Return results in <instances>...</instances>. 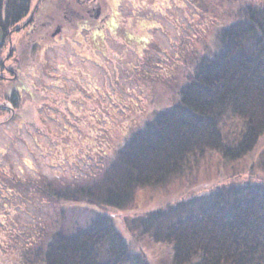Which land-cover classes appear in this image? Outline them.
Returning <instances> with one entry per match:
<instances>
[{
    "label": "rangeland",
    "instance_id": "1",
    "mask_svg": "<svg viewBox=\"0 0 264 264\" xmlns=\"http://www.w3.org/2000/svg\"><path fill=\"white\" fill-rule=\"evenodd\" d=\"M102 1L121 13L120 29L105 30V43L89 33L84 45L65 35L27 38L20 48L22 83L53 90L55 101L40 109L24 102L17 116L0 107V264H44L49 235L86 227L99 213L113 217L131 251L149 264H174L173 247L132 228L135 218L227 184L264 182L263 135L244 158L225 161L218 151L190 157L167 183L137 190L127 208L42 196L35 185L43 180L72 185L99 175L134 131L179 101L200 60L221 51V32L248 8L264 7V0H127L118 7ZM11 88L0 87V105ZM221 125L236 146L243 121L226 115Z\"/></svg>",
    "mask_w": 264,
    "mask_h": 264
},
{
    "label": "trees",
    "instance_id": "2",
    "mask_svg": "<svg viewBox=\"0 0 264 264\" xmlns=\"http://www.w3.org/2000/svg\"><path fill=\"white\" fill-rule=\"evenodd\" d=\"M28 8L26 0H0V22L20 21ZM220 39L221 51L200 60L179 101L134 131L99 175L72 185L43 180L35 185L42 196L63 205L127 208L137 190L167 183L190 157L218 151L232 161L253 151L264 135V7L248 8ZM96 40L105 43V33ZM33 85L29 80L13 86L3 112L17 116L24 102L40 109L55 101L53 90ZM22 90L30 92L32 102L23 100ZM226 115L245 124L236 146L222 131ZM131 226L170 244L174 264H264V182L227 184L168 203ZM44 252V264H149L131 251L113 217L101 213L86 227L57 229Z\"/></svg>",
    "mask_w": 264,
    "mask_h": 264
},
{
    "label": "flooded vegetation",
    "instance_id": "3",
    "mask_svg": "<svg viewBox=\"0 0 264 264\" xmlns=\"http://www.w3.org/2000/svg\"><path fill=\"white\" fill-rule=\"evenodd\" d=\"M111 1L115 7H118L127 0ZM27 2L29 8L22 20L9 25L6 21L0 22L3 37L0 49V87L9 84L16 86L19 82L20 85H25L22 83L26 72L25 58L21 57L20 48L27 38L37 41L50 37L55 40L67 35L71 37L72 44L77 43L74 38H80V44L84 45L88 43L89 33L95 38L101 36L107 29L110 32L120 29L121 13L117 9L114 10L112 5L111 10H106L102 0H29ZM46 3L48 5L42 7ZM2 106L7 107L0 105Z\"/></svg>",
    "mask_w": 264,
    "mask_h": 264
},
{
    "label": "water",
    "instance_id": "4",
    "mask_svg": "<svg viewBox=\"0 0 264 264\" xmlns=\"http://www.w3.org/2000/svg\"><path fill=\"white\" fill-rule=\"evenodd\" d=\"M22 1H24V0H22ZM2 43H3V37H2L1 29H0V49H1Z\"/></svg>",
    "mask_w": 264,
    "mask_h": 264
}]
</instances>
